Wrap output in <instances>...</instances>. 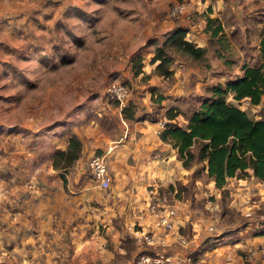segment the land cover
<instances>
[{
  "label": "rangeland",
  "instance_id": "374dc122",
  "mask_svg": "<svg viewBox=\"0 0 264 264\" xmlns=\"http://www.w3.org/2000/svg\"><path fill=\"white\" fill-rule=\"evenodd\" d=\"M18 1L22 3L16 5ZM26 1L29 4L23 0H0V59L8 65L6 81L11 84L13 145L19 150L24 148L28 156L27 163L12 167L10 172L0 170L2 179L13 177L12 185L7 186L8 194L13 192L17 196L15 201L0 203L8 208L0 215V264L91 262L99 256V248L111 247L112 238L99 221L95 226L93 203H88L87 209L80 212L68 210L67 206L74 209V204L67 199L79 194V189L83 190L76 179L81 178L89 186L87 192L94 190L92 185L95 183L88 172L87 162L91 155H81L79 163L67 172L54 169L58 173L56 181L61 180L64 186L63 191L54 186L52 194L62 193L65 201L50 205L42 201L30 202L28 196L38 192L32 188V178L46 166L50 154L54 156L57 151H62L56 149L57 143L62 141L60 137L71 135L78 129L80 133L87 132L88 141L96 135H100L98 138L103 143L113 141L106 147H95L92 155L105 154L112 146L113 150L107 156L112 185L121 183L118 179L123 178V159L117 154L118 144L114 140L120 138L125 122L119 105L108 95V88L114 83H124L132 102L135 105L138 101L142 103L137 109L142 112L147 109L141 100V91L143 85L150 93L151 88L147 87L148 82L143 76H135L133 65L140 63L141 59L144 60L143 73L149 69L155 48L172 32L171 0ZM257 6L255 15L261 17L262 24L264 2L257 0ZM192 21H199L197 12ZM260 29L254 35L262 36L264 27ZM172 54L178 58L182 53ZM187 84L188 80L186 82L185 77H181L171 87L182 88L185 85L193 90L198 86ZM179 97L186 96L179 94ZM199 99L189 100L191 108L197 107ZM152 115L153 118L163 115L162 108L155 106ZM190 115L183 113L186 119ZM177 123L184 127L188 120ZM170 149L167 150L166 161L178 159ZM176 161L163 162L162 165L165 163L168 167L158 165L159 168L152 170L155 174L147 175L148 181L151 179L150 183L153 182L148 192L152 195L153 184L157 183V187L161 185V189L158 188L160 193L172 200L189 201V205L201 213L206 200L203 194L211 191L207 186L211 181L207 164L196 162L191 170L184 172L178 166L179 159ZM148 170L137 171L141 174ZM62 174L67 178L66 184L59 180ZM197 181L200 183L196 184ZM71 185L74 186L72 190ZM110 189L103 192L109 193ZM226 192L222 191L224 199L227 198ZM21 196L24 201L18 199ZM43 204L53 206L42 211ZM33 208L34 215L31 214ZM120 257H116L117 264L124 260Z\"/></svg>",
  "mask_w": 264,
  "mask_h": 264
},
{
  "label": "crops",
  "instance_id": "0c3cea01",
  "mask_svg": "<svg viewBox=\"0 0 264 264\" xmlns=\"http://www.w3.org/2000/svg\"><path fill=\"white\" fill-rule=\"evenodd\" d=\"M192 1L198 4L197 19L199 21L185 24L188 32L187 38L207 51L204 61H196L188 55L181 54L175 58L171 65L173 75L168 78L156 74L155 67L151 65H149V69H145L141 76H150L146 79L147 87H152L156 95L158 92L164 97V100L161 103L153 102V94L147 91L148 89L143 85L141 100L146 104L147 109L144 112L137 109L133 119L124 121L121 119L125 125L122 126L120 138L114 140L118 144L116 146L117 154L123 159L121 164L123 178L118 179L121 180V183L111 184L109 193L101 191L96 184L92 185L93 191L87 192L86 188L89 186L79 178L76 179V182L83 190L79 189V194L69 195L70 198L67 199L75 207L73 209L71 205H67L68 210H78L79 212L84 208L87 209L88 203H93L95 210L92 216L95 226L98 225L99 221V224L112 238L110 239L111 247L105 245L101 249L99 248L97 258L91 262L80 260L78 264H117V256H121V259L124 258L123 262L119 264H133L135 262L140 249L133 240V225L138 222L149 231L152 230L154 219L149 213V205L156 199L155 193H160L158 188L161 186L157 187L158 184L154 183V192L152 191V195H150L148 188L153 182L150 183L151 179L148 181L147 175L155 174L152 170L159 168L158 165L168 167V165L165 166V163L169 164L174 160H177L176 163L179 162L176 157L171 161H166L167 150L172 147L163 143L160 136L164 130L161 126L162 123L166 124L168 121L165 116L166 112L175 108L182 113L192 114L199 108L203 100L212 96L211 91L215 86L241 78L245 65H258L260 63V42L264 34L262 36L261 34H254L260 28L263 29L264 20L261 24V17L257 18L255 15L258 7L257 0ZM262 1L264 2V0ZM23 2L28 4L26 0ZM21 3L22 1H18L16 5ZM209 20H212V23L209 24ZM171 23L175 27L174 22ZM217 26L221 27V31L213 34ZM7 72L8 65L2 63L0 59V170H4V172L12 171V167L14 169V166H18L20 163H27L28 157L24 148H21L20 151L18 147L15 148L16 146L13 145L15 133L10 123L12 121L10 109H12L13 101L10 94L11 84L6 81ZM181 77H185L186 82L188 80L187 86L189 83L198 86L195 89L193 87V90L185 87V85L186 90H183L184 87H171V84ZM199 88L202 89L198 90ZM179 94L186 97L180 98ZM194 97L201 99L197 102L198 105L195 109L191 108L192 105L189 104V100ZM141 104L138 101L137 105ZM241 104L244 106L241 107L242 110L247 111L248 114L251 112L250 117L256 120L264 119L261 113L262 104L253 106L249 101H243ZM155 106L162 108L163 115H157L156 118H153V115H150L153 114ZM177 119L178 122L186 123L187 121L183 114ZM86 133H80L77 129L71 135L64 134L60 137L62 141L57 143L56 149L66 150L69 139L76 135L83 142V155L89 154L92 157L95 147L98 148L100 145L106 147L109 142H113L111 140L101 142V138H98L100 135L91 137V140L88 141ZM170 150L173 152V156H177L176 150L173 148ZM30 156L31 154H29ZM31 159H33L32 156ZM52 161L53 154H50L46 166L33 176L32 188L38 192L28 196L30 202L42 201L50 205L52 202L65 201V195L62 193L52 194L54 186H57L59 191H63L64 186L60 182V177V181H56L55 177L58 173L54 170ZM163 162L165 163L162 165ZM179 163L178 166L184 172L191 170V168H184L181 161ZM147 168H149L148 171L138 173L139 170H147ZM40 178L41 180H39ZM12 181V176L3 179L0 177V203L6 200H8L7 202L15 201L17 196H14L13 192L8 194L9 190L7 189V186L12 185L10 183ZM3 186L4 189H1ZM207 186H210L211 191L203 194L206 200L204 210L201 213H197L189 205V201L172 200L168 195L160 193L166 195L170 204L174 205L177 210L176 225L181 233L193 241L188 249L176 247L171 249V253L186 256L191 249L196 252L194 264H263L264 261L257 252L259 247L264 245V227L259 221L264 216V184L255 178L253 171H249V176L246 178L229 179L223 189H217L213 181H210ZM70 189H74V186L71 185ZM162 191H165V188ZM222 191H227L225 193L226 199H224ZM18 199L24 201L22 196ZM98 205H100V209ZM51 206L43 204L41 210L44 211ZM249 208H253L254 212L253 218L250 219L245 217ZM5 211H8V208L0 204V215ZM33 211L34 208L31 209L32 215H34ZM140 216L143 219H139ZM168 240L174 241L172 237Z\"/></svg>",
  "mask_w": 264,
  "mask_h": 264
},
{
  "label": "trees",
  "instance_id": "16d2710c",
  "mask_svg": "<svg viewBox=\"0 0 264 264\" xmlns=\"http://www.w3.org/2000/svg\"><path fill=\"white\" fill-rule=\"evenodd\" d=\"M173 3L171 0L170 7ZM170 19L175 27L155 48L150 59L155 73L165 78L173 75L171 65L175 57L172 52L188 55L196 61L203 60L207 53L188 40L185 24ZM208 23H212V20ZM220 31L221 27L217 26L213 34ZM169 49L174 51L170 52ZM143 63L144 60L140 59V63L133 65L135 76L143 73ZM243 71L241 78L215 86L211 91L212 96L203 100L199 108L187 118L186 126L181 127L177 123V118L183 113L179 109H169L165 115L168 121L160 135L163 143L177 151L184 168H192L196 162L206 163L208 177L215 182L217 189L225 188L231 178L248 177L249 171H253L255 178L264 184V119L250 117L239 105L243 101H249L253 106L262 104L261 113L264 116V36L260 42V63L245 65ZM151 92L153 102L161 103L164 100L162 95H156L152 87ZM115 102L122 111L123 120L135 117L138 105L132 102L131 97L122 108ZM81 155L83 142L73 135L67 149L54 154L53 167L67 172L77 164ZM60 177L66 184V176L62 174Z\"/></svg>",
  "mask_w": 264,
  "mask_h": 264
},
{
  "label": "built area",
  "instance_id": "2783aa9c",
  "mask_svg": "<svg viewBox=\"0 0 264 264\" xmlns=\"http://www.w3.org/2000/svg\"><path fill=\"white\" fill-rule=\"evenodd\" d=\"M198 4L192 0L175 1L170 7V17L183 23H192ZM108 95L114 101H117L121 108L124 107L130 98L127 86L122 83H114L108 88ZM162 123V128H165ZM113 148L109 147L105 154L93 155L88 161V170L92 176V180L102 191H108L111 188L112 177L107 162V156L112 152ZM156 199L149 205V213L154 219L153 228L149 231L140 223L136 222L132 228V235L135 245L140 252L133 264H194L195 251L189 249L186 256L175 255L171 253V249L180 247L188 249L193 241L182 234L177 227L178 213L174 205L166 195L155 193ZM253 208H249L245 217L253 218ZM139 219H143L142 216ZM261 221L264 227V216ZM172 237L174 241L168 239ZM264 261V245H261L257 252ZM264 264V263H263Z\"/></svg>",
  "mask_w": 264,
  "mask_h": 264
}]
</instances>
